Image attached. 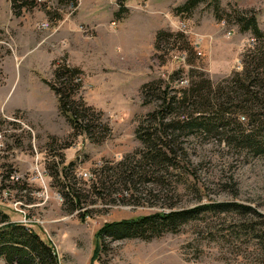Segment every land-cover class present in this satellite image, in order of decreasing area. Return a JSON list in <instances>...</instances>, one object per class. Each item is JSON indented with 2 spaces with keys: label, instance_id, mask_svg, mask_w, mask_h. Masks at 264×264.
<instances>
[{
  "label": "rangeland",
  "instance_id": "374dc122",
  "mask_svg": "<svg viewBox=\"0 0 264 264\" xmlns=\"http://www.w3.org/2000/svg\"><path fill=\"white\" fill-rule=\"evenodd\" d=\"M119 1L78 0L56 22L54 9L17 16L0 0V210L48 242L58 264H90L97 244L93 264H264V152L181 131L174 166L143 167L135 186L113 170L142 148L134 129L154 107L142 105V85L167 84L177 98L191 82L225 86L258 45L238 15L254 16L264 34V0H197L190 10H178L189 0ZM63 64L80 70L71 101L102 113L105 140L78 135L59 112L48 84ZM204 205L216 207L176 233L95 241L107 223Z\"/></svg>",
  "mask_w": 264,
  "mask_h": 264
},
{
  "label": "trees",
  "instance_id": "16d2710c",
  "mask_svg": "<svg viewBox=\"0 0 264 264\" xmlns=\"http://www.w3.org/2000/svg\"><path fill=\"white\" fill-rule=\"evenodd\" d=\"M124 1L120 0L119 4L123 6ZM196 2L198 1L189 0L178 10H190ZM9 3L11 12L17 16L23 11L36 8H42L46 14L47 10L54 9L53 14H48L57 22L62 19L59 13L61 9L76 8L78 0H9ZM237 24L241 32H250L258 41V45L245 52L242 58V72L225 79V86H213L207 79L191 82L190 87L182 92V97L177 98L169 94L167 84L163 88L161 82L157 81L142 85V105L153 104L154 107L134 129V137L142 148L117 162L113 169L116 177L135 186V181L131 179L136 177L143 167L174 166L177 156L175 143L179 136L177 133L181 131L197 132L200 135L219 134L224 138L219 142L234 143L239 148L255 154L264 152V101L261 98L264 97V34L254 16L246 18L238 15ZM163 35L164 32L157 33L155 48L159 47ZM79 73L80 70L75 67L65 64L57 66L53 82L48 86L57 99L59 112L72 129L78 135L87 136L92 142H100L111 133L107 125L100 123L102 113L95 112L81 99L77 101L78 104L71 101L74 92L80 87L75 83ZM240 118L247 120L250 128L244 129ZM65 199L72 204L73 211L79 207V197L72 187L65 194ZM213 207L216 206L204 205L193 210L161 212L137 219L107 223L97 230L95 241L101 243L108 238L147 240L163 233H176L198 210L204 211ZM98 245L94 247L90 264H93L98 256ZM0 257L4 258L6 264H58L48 242L36 233L28 231L23 225L10 221L9 216L1 210Z\"/></svg>",
  "mask_w": 264,
  "mask_h": 264
},
{
  "label": "built area",
  "instance_id": "2783aa9c",
  "mask_svg": "<svg viewBox=\"0 0 264 264\" xmlns=\"http://www.w3.org/2000/svg\"><path fill=\"white\" fill-rule=\"evenodd\" d=\"M36 27L39 29V30H41V31H45V30H47L48 29V24H47V22L46 21H43V22H40V23H37L36 24ZM82 177H87L88 175L87 174H80ZM13 178V177H12ZM45 191H44V189H43V191H42V193H44ZM42 193H40L41 194V196H42ZM20 213H22L23 214V212H20ZM20 223H24V224H29V223H32V221H29V220H27L26 219V217H25V215L22 217V220H20ZM33 224V223H32Z\"/></svg>",
  "mask_w": 264,
  "mask_h": 264
},
{
  "label": "bare ground",
  "instance_id": "6f19581e",
  "mask_svg": "<svg viewBox=\"0 0 264 264\" xmlns=\"http://www.w3.org/2000/svg\"><path fill=\"white\" fill-rule=\"evenodd\" d=\"M48 28H49V26H48Z\"/></svg>",
  "mask_w": 264,
  "mask_h": 264
}]
</instances>
